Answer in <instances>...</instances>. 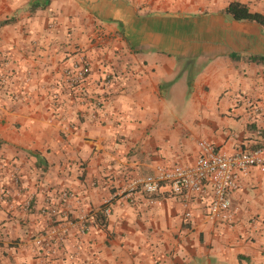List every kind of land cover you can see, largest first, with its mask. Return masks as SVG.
<instances>
[{
  "label": "crops",
  "instance_id": "0c3cea01",
  "mask_svg": "<svg viewBox=\"0 0 264 264\" xmlns=\"http://www.w3.org/2000/svg\"><path fill=\"white\" fill-rule=\"evenodd\" d=\"M231 2L264 15V0H0V264H264L258 168L228 224L206 218L211 187L189 220L168 193L121 195L200 142L261 143L264 27L232 20Z\"/></svg>",
  "mask_w": 264,
  "mask_h": 264
},
{
  "label": "built area",
  "instance_id": "2783aa9c",
  "mask_svg": "<svg viewBox=\"0 0 264 264\" xmlns=\"http://www.w3.org/2000/svg\"><path fill=\"white\" fill-rule=\"evenodd\" d=\"M88 71L89 65L84 59H79L66 73L68 83H81ZM198 148V155L191 164L157 167L152 175L130 180L122 189V197L129 199L135 193L143 194L148 204L152 205L159 202V195L168 193L169 196L179 199L184 211L183 218L189 220L190 200L202 196L207 187H211L206 218L212 222L230 223L231 195L237 189L239 176L251 168L264 171V137L255 148L230 155L219 152L205 142H200ZM104 213H108V208ZM89 228L85 220L78 224L81 235L87 234ZM59 240L58 238L56 243Z\"/></svg>",
  "mask_w": 264,
  "mask_h": 264
},
{
  "label": "trees",
  "instance_id": "16d2710c",
  "mask_svg": "<svg viewBox=\"0 0 264 264\" xmlns=\"http://www.w3.org/2000/svg\"><path fill=\"white\" fill-rule=\"evenodd\" d=\"M224 13L234 21L254 22V23L264 27V15L259 14V13L250 12L249 9L244 4H241L239 2L229 3V5L224 10ZM10 22H11V20L5 21V22L1 23V26L9 24ZM251 60L256 61V62L257 61H264V59H262V58H252ZM190 83H191L190 81L187 82L188 88L190 86ZM99 211L100 212H98V214H96L95 216L97 217L99 224L103 225L104 224L103 212L105 211V206L101 207V209Z\"/></svg>",
  "mask_w": 264,
  "mask_h": 264
},
{
  "label": "rangeland",
  "instance_id": "374dc122",
  "mask_svg": "<svg viewBox=\"0 0 264 264\" xmlns=\"http://www.w3.org/2000/svg\"><path fill=\"white\" fill-rule=\"evenodd\" d=\"M78 84H75V86H77Z\"/></svg>",
  "mask_w": 264,
  "mask_h": 264
}]
</instances>
